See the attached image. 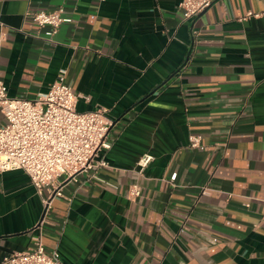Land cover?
I'll use <instances>...</instances> for the list:
<instances>
[{
    "label": "crops",
    "instance_id": "obj_1",
    "mask_svg": "<svg viewBox=\"0 0 264 264\" xmlns=\"http://www.w3.org/2000/svg\"><path fill=\"white\" fill-rule=\"evenodd\" d=\"M180 1L0 0L9 94L35 99L65 70L77 109L113 120L107 165L61 177V195L0 171V259L40 236L63 264H264V0L188 20ZM59 7L50 39L32 14Z\"/></svg>",
    "mask_w": 264,
    "mask_h": 264
},
{
    "label": "built area",
    "instance_id": "obj_2",
    "mask_svg": "<svg viewBox=\"0 0 264 264\" xmlns=\"http://www.w3.org/2000/svg\"><path fill=\"white\" fill-rule=\"evenodd\" d=\"M216 0H181L179 7L186 20L197 17ZM264 19V7L260 13ZM33 20L46 27L52 39L61 24L68 20L64 7L41 9L32 14ZM78 95L66 82V71L58 73L45 93L35 99L14 97L8 85L0 80V110L6 122L0 125V171L22 169L27 172L39 193L47 188L50 197L62 194L63 182L79 173L107 165L98 159L102 148L110 147L107 140L113 120L108 109L90 111L77 109ZM202 136L191 134L190 147H199ZM145 153L138 161L141 169L152 160ZM63 178V182L61 181ZM141 189L134 185L132 195ZM0 264H63L57 252L49 253L40 236L35 245L22 251L4 255Z\"/></svg>",
    "mask_w": 264,
    "mask_h": 264
}]
</instances>
